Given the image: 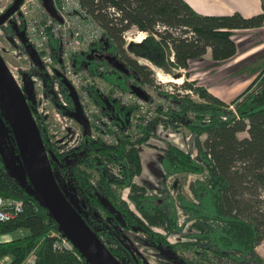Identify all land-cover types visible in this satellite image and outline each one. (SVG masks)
Segmentation results:
<instances>
[{"label":"trees","instance_id":"1","mask_svg":"<svg viewBox=\"0 0 264 264\" xmlns=\"http://www.w3.org/2000/svg\"><path fill=\"white\" fill-rule=\"evenodd\" d=\"M79 1L101 26L102 33L89 50L74 57L76 69H88L92 76L109 84L110 91H129L131 85L159 89L153 71L139 63V58L148 60L167 74L184 71V80L181 84H173L172 93L159 90L169 105H154L153 117L147 121L135 106H124L110 93L105 95L91 84L89 89L95 105L117 128V131L107 130L114 134V143L106 144L103 138L94 137L91 129L86 132L80 125L81 139L73 152H61L56 142L51 141L45 118L36 110L34 88L30 97L24 91L51 167L64 172L73 184L80 198L76 209L86 224L122 264L147 263L126 244L121 227L148 235L174 255L178 251H191L192 257L183 259L187 264H264L255 251L256 245L264 239V66L228 102L198 85L196 80H188L192 74L191 61L203 59L208 50L215 63L239 54L232 38L233 31L263 27L264 0H261L262 11L248 17L239 12L203 14L185 0ZM8 23L15 24L13 20ZM16 26L14 33L26 39L24 24L19 21ZM132 27L147 32L140 42H126L124 32ZM51 43L57 62L59 43L56 39ZM258 53L253 54L254 58ZM106 56L117 59L128 72L110 69ZM253 56L242 60L243 63ZM31 63L43 77L55 109L72 117L80 104L69 84H63L59 79L62 93L59 98L44 66L40 67L32 60ZM101 66L110 72L100 69ZM249 69L256 68L251 66ZM184 90L190 92H180ZM0 115L18 154L1 110ZM182 127L193 134L194 151L166 142L160 160L165 176L191 174L198 177L192 186L191 200L178 192L175 194L184 216L183 223L178 226L173 198L145 197L137 188L134 177L140 172L137 145L146 143L156 128ZM94 172L98 173L96 181L93 180ZM22 176L26 178L25 174ZM56 181L62 189L57 178ZM172 188L177 189V184ZM124 189L129 190L127 198L133 209L122 198ZM0 196L22 202L20 213L9 221L0 222V234L22 231L20 236L0 242V259L10 256L11 264H20L34 250L37 264H87L83 257L76 258V249L58 252L52 249L53 237L49 232L57 229V224L40 203L30 183L21 184L10 174L1 151ZM102 200L108 201L114 210L105 208ZM163 209V215L157 218V212ZM156 223L164 224L168 232L183 231L185 226L188 230L185 238L171 243L153 229Z\"/></svg>","mask_w":264,"mask_h":264},{"label":"rangeland","instance_id":"2","mask_svg":"<svg viewBox=\"0 0 264 264\" xmlns=\"http://www.w3.org/2000/svg\"><path fill=\"white\" fill-rule=\"evenodd\" d=\"M8 3L9 2H6V0H0V8L7 6ZM13 22L15 24L4 22L2 25H0V57L3 59L21 88L24 87L28 80L32 81L34 86L33 96L36 102V110L37 113H41L43 118H45V124L48 127L51 141L56 142V146H58L61 152H66L69 150L73 152L78 147L81 139L80 124L75 120V118L64 116L55 109L51 101V97L47 92L43 77L31 63L30 57L28 56L24 46L21 44L18 36L14 33V28L17 27V22L14 20ZM137 32L138 30L134 28L128 31L126 34L127 42H136V38L139 36ZM232 38L235 40V42H239V49H246L259 43L261 44L257 50L263 49L264 27L250 31H234ZM262 52H257L258 54L255 56V58L253 55H250L252 53L248 54L253 56V58L249 59L245 63L242 61L240 64L238 62L243 60L240 58L241 53H239L233 59L215 63L214 61H211L210 52L208 51L203 59L191 61L190 70L192 74L189 76L188 80H196L198 85L205 86L208 91L215 93L221 97V99L223 97L224 99L222 100L228 102L232 97L242 91L262 69L264 66V51L262 50ZM248 55L243 58L249 57ZM138 62L147 65L153 71L154 78L156 80L155 84L157 85L159 83L161 84V87H173V84H181V82L184 80V71L182 70H176L173 74H167L161 69L155 67L148 60L139 58ZM251 66L256 69H249ZM44 69L52 81V88L55 91V95L61 98L62 93L58 81L60 79L61 83L66 84V79L60 72H58V70L54 69L53 71L51 66H44ZM157 75H160L161 79L158 78ZM36 78L39 80L36 81ZM100 80L101 79L97 77V82ZM161 80L164 83H161ZM170 80H180V83ZM157 86L160 87V85ZM149 91H151L150 93L155 96L154 102L156 104L169 105V102L161 97L160 91H158V89H149ZM44 105L47 107H44ZM144 119H146V116H144ZM104 141L109 143L106 140ZM166 142H170L171 144L184 150L191 149L194 151L195 149L193 147V134L186 128H156L154 134L151 135L146 143L137 145L140 157V172L139 174L135 175L134 182L145 197H157L163 195V197L167 198L169 196V200L173 198L171 201L173 202V207L178 211L179 219L177 220V224L179 226L183 223L184 216L179 210L177 200L175 199V194L178 192L191 200L192 186L198 177L191 174L165 176L160 160L162 156V150L165 148ZM0 149L4 152L5 156L8 158L13 167L21 175L25 174L20 156L19 154L15 153L14 146L11 143L10 135L8 134L7 127L1 115ZM53 171L55 177L60 183V186L66 193L71 203L78 208L80 198L73 184L69 181L64 172L58 168H54ZM97 179L98 173L94 172L93 180L96 181ZM173 184H177V189L172 188ZM128 191V189L122 190V195L125 194L128 204L133 209V204L126 196ZM164 207H166V205ZM163 212L164 209L160 210V212H157V214H159L157 218L161 217ZM152 227L155 231L161 233L171 243L183 239L185 232L188 230L187 226H185L183 231L168 232L165 230L164 224L162 223L153 224ZM21 234L22 231L0 234V242L11 240L20 236ZM125 237H127L126 240L129 243V246L137 250L142 255L147 264H187L183 261V259H190L192 257L190 254L191 251H178L174 255L170 249L164 248V246H162L159 242L152 240L144 233L126 230ZM255 251L262 258L264 263V239L258 245H256ZM223 264L231 263L225 262Z\"/></svg>","mask_w":264,"mask_h":264},{"label":"built area","instance_id":"3","mask_svg":"<svg viewBox=\"0 0 264 264\" xmlns=\"http://www.w3.org/2000/svg\"><path fill=\"white\" fill-rule=\"evenodd\" d=\"M6 2H9L7 5L9 6L13 0H6ZM52 3L56 12L55 18L44 9L41 0H22L17 10L11 15V18L24 24L27 43L35 49L42 65L51 66L53 71L54 69L58 70L72 87L82 107L83 114L91 126L93 136L101 137L112 143L114 142L113 134H110L107 130L110 128L113 131H117V128L112 125L111 118L102 114L100 107L95 105L89 89L91 84H94L97 90L105 95L110 93L113 98L119 100L124 106H135L142 115L146 116L144 121L150 120L153 117L152 108L156 103L154 102L155 96L150 93L149 89H155V87L138 85L146 95V99H142L131 91L123 92L118 89L110 91L109 84L101 78L97 82V76H92L88 69H76L73 65L74 57L89 50L100 38L101 26L87 14L79 0H52ZM7 6L0 8V13ZM131 29L124 32L125 40L127 32ZM137 33L138 35H143V38L147 34V32L139 30ZM52 39H56L59 43V60L57 62L53 58ZM172 57L171 52V60ZM100 69H105V67L101 66ZM37 80L39 79L36 78ZM161 83L164 82L161 80ZM17 84L21 88L18 82ZM158 85H160L158 91L173 92V87L164 88V86L161 87V84L158 83ZM180 92L186 93L190 91L184 90ZM44 107L47 106L44 105ZM122 198L127 201L125 194ZM21 211V201L0 196V222L11 220ZM49 236L53 237L51 246L54 251L75 250L71 241L58 229L50 230ZM74 254L78 260L81 259L79 253L75 252ZM0 264H11V257L4 256L0 259ZM20 264H37L35 251H30Z\"/></svg>","mask_w":264,"mask_h":264},{"label":"water","instance_id":"4","mask_svg":"<svg viewBox=\"0 0 264 264\" xmlns=\"http://www.w3.org/2000/svg\"><path fill=\"white\" fill-rule=\"evenodd\" d=\"M21 1L14 0L5 12L0 14V25L11 17ZM41 2L44 9L55 18L56 12L52 0H41ZM24 42V48L30 59L42 67L35 49L26 43L25 38ZM105 60L110 67L124 73L128 72L127 68L117 59L106 56ZM69 87L72 89L70 85ZM32 88L33 84L28 80L21 89L0 57V110L14 137L26 178L11 165L0 149L10 174L21 184L30 183L40 203L57 224V229L71 241L87 264H122L89 228L75 205L59 187L50 164V158L24 94L26 91V95L30 97ZM129 89L140 98L146 99L144 91L138 85H131ZM72 118H75L86 132L89 130L80 106L76 107V111L72 113ZM102 203L108 210H114L108 201L102 200ZM116 217L124 224L119 215Z\"/></svg>","mask_w":264,"mask_h":264},{"label":"crops","instance_id":"5","mask_svg":"<svg viewBox=\"0 0 264 264\" xmlns=\"http://www.w3.org/2000/svg\"><path fill=\"white\" fill-rule=\"evenodd\" d=\"M185 1L188 2L193 9L203 14L222 15V14H231L233 12H239L241 15L248 17L262 11L261 0H185ZM261 28L262 27L255 29H261ZM250 30L253 29H247L241 31H250ZM234 31H238V30H234ZM238 43L239 42H236L237 47H238ZM260 44L261 43L253 45L246 49L238 48L239 53H241L240 58L244 60L245 58L243 57H245L250 53H252L250 55H253L259 51L262 50L264 51V48L257 50L259 49ZM211 93L221 99V97H219L215 93L213 92ZM222 99L224 98L222 97Z\"/></svg>","mask_w":264,"mask_h":264},{"label":"flooded vegetation","instance_id":"6","mask_svg":"<svg viewBox=\"0 0 264 264\" xmlns=\"http://www.w3.org/2000/svg\"><path fill=\"white\" fill-rule=\"evenodd\" d=\"M13 2H11V4H12ZM10 5V4H9ZM7 8H5V10H6ZM5 10L3 11V12H5ZM2 12V13H3ZM1 13V14H2ZM8 20H13L11 17H9V19ZM8 20L7 21H5V22H8ZM15 21V20H14ZM17 22V21H16ZM19 38V40H20V42H21V44L22 43H25L24 42V39L20 36V37H18ZM111 68H113V67H111ZM115 69V68H114ZM108 72H110L109 71V69L107 70ZM74 91V90H73ZM129 91H131L130 89H129ZM124 92V91H123ZM132 92V91H131ZM75 93V92H74ZM134 93V92H133ZM135 94V93H134ZM76 95V94H75ZM108 95V94H107ZM112 96V95H111ZM138 96V95H137ZM76 98H77V95H76ZM115 99V98H114ZM77 100H78V98H77ZM115 100H117V99H115ZM118 102H120L119 100H117ZM79 102V101H78ZM81 106V105H80ZM81 108V112L83 113V110H82V107H80ZM84 115V114H83ZM85 117V116H84ZM86 119V118H85ZM87 121V120H86ZM87 123H88V121H87ZM88 127H89V129H91V126H90V124L88 123ZM91 132H92V129H91ZM110 133V132H109ZM110 134H113V133H110ZM93 135V134H92ZM114 135V134H113ZM94 137H96V136H94ZM114 137V136H113ZM106 144H108V143H106ZM109 144H113V143H109ZM120 230H122V236H123V239H124V241L126 242V244L129 246V243L127 242V240H126V238L127 237H125V229L124 228H122L121 227V229ZM130 247V249L134 252V253H136V254H138V255H140V256H142L137 250H135V249H133L131 246H129ZM143 258V257H142Z\"/></svg>","mask_w":264,"mask_h":264},{"label":"bare ground","instance_id":"7","mask_svg":"<svg viewBox=\"0 0 264 264\" xmlns=\"http://www.w3.org/2000/svg\"><path fill=\"white\" fill-rule=\"evenodd\" d=\"M142 38H143V35H139L137 38H136V42H140L141 40H142ZM157 77L158 78H160L161 79V76L160 75H157ZM170 81H174V82H176V83H180V80H170Z\"/></svg>","mask_w":264,"mask_h":264}]
</instances>
